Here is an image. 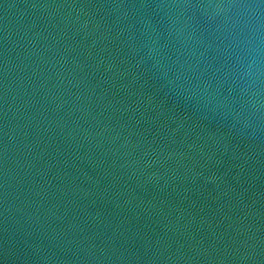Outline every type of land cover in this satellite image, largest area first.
Returning <instances> with one entry per match:
<instances>
[{
  "label": "water",
  "instance_id": "water-1",
  "mask_svg": "<svg viewBox=\"0 0 264 264\" xmlns=\"http://www.w3.org/2000/svg\"><path fill=\"white\" fill-rule=\"evenodd\" d=\"M0 264H264V0H0Z\"/></svg>",
  "mask_w": 264,
  "mask_h": 264
}]
</instances>
